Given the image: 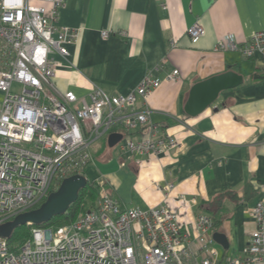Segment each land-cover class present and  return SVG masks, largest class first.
Segmentation results:
<instances>
[{"label":"built area","instance_id":"built-area-1","mask_svg":"<svg viewBox=\"0 0 264 264\" xmlns=\"http://www.w3.org/2000/svg\"><path fill=\"white\" fill-rule=\"evenodd\" d=\"M67 3L0 0V225L37 208L54 191L53 182L88 177L93 144L108 133L123 134L121 155L160 156L186 146L153 122L147 107H137L164 80L179 78V69L164 78L146 73L126 94L93 88L80 96L58 88L55 55L67 59L81 34L79 27L60 23ZM187 33L198 39L206 30L197 22ZM101 34L107 38L110 31ZM216 50L261 54L264 60V29L244 42L226 35ZM99 184L94 206L74 221L55 228L28 224L30 235L16 247L0 236V264H264V195L251 208L256 226L242 255L223 261L210 215L201 213L186 225L167 204L123 208ZM155 184L166 198L175 191L171 181Z\"/></svg>","mask_w":264,"mask_h":264},{"label":"crops","instance_id":"crops-1","mask_svg":"<svg viewBox=\"0 0 264 264\" xmlns=\"http://www.w3.org/2000/svg\"><path fill=\"white\" fill-rule=\"evenodd\" d=\"M197 22L206 35L192 39L187 30ZM60 23L81 29L69 57L55 55L60 90L80 96L93 88L126 94L146 73L164 78L180 71L137 107H147L152 121L183 139L185 148L160 156L121 155L118 167L103 173L91 163L88 179L103 184L123 208L167 204L186 225L208 214L215 223L212 233L228 238V248L219 244L221 259L242 255L256 226L251 208L264 195V79L252 77L264 71V60L261 54L246 57L216 45L226 35L244 42L263 30L264 0H68ZM103 30L110 31L107 38ZM230 69L244 82L223 91L199 115H187L191 87ZM163 180L175 184L168 198L155 184Z\"/></svg>","mask_w":264,"mask_h":264},{"label":"water","instance_id":"water-1","mask_svg":"<svg viewBox=\"0 0 264 264\" xmlns=\"http://www.w3.org/2000/svg\"><path fill=\"white\" fill-rule=\"evenodd\" d=\"M243 82V75L232 69L196 82L191 87L184 104L185 113L189 116L199 115L213 105L223 91L235 88ZM122 138V133L112 132L108 136V145L114 147ZM88 182V177L83 174H74L66 177L40 206L21 213L13 220L1 224L0 236L10 238L15 228L20 225H40L50 221L57 215L66 213L70 205L78 199L80 190ZM213 237L224 248L229 247L228 238L224 232L215 231Z\"/></svg>","mask_w":264,"mask_h":264},{"label":"trees","instance_id":"trees-1","mask_svg":"<svg viewBox=\"0 0 264 264\" xmlns=\"http://www.w3.org/2000/svg\"><path fill=\"white\" fill-rule=\"evenodd\" d=\"M252 77L255 80L264 79V71L263 72L257 71L252 75ZM99 189H100V184L98 181L89 180L88 184L80 190L78 199L70 205L66 213L57 215L53 217L50 221L40 224L38 226L54 227L74 221L78 217L80 212H84L89 208H91L92 206H94L96 198L99 194ZM25 227H28V225H20L15 228V230L12 233V236L8 238V241L11 246L16 247L17 245L22 243L25 239H27V237L30 235V233L22 234V230Z\"/></svg>","mask_w":264,"mask_h":264},{"label":"rangeland","instance_id":"rangeland-1","mask_svg":"<svg viewBox=\"0 0 264 264\" xmlns=\"http://www.w3.org/2000/svg\"><path fill=\"white\" fill-rule=\"evenodd\" d=\"M2 97H3V93L0 92V101H1ZM108 136H109V133L105 137L96 141L93 144V148H92L93 155H94V161L92 163L93 168L96 169L98 172H102V173L107 171V170H110L112 168L116 169L119 165L118 164L119 157L121 156L120 151L118 149L119 148L118 144L115 145L114 147H110L108 145ZM95 156H97V162L96 163H95V161H96ZM88 177L91 178L90 176H88ZM59 186H60V184L58 185L56 182H53L52 183V190H56ZM40 205L41 204H39L38 206H40ZM80 213H82V212H80ZM55 227H57V226H54L53 228H55ZM31 228H32L31 226L25 227L22 230V234L30 233Z\"/></svg>","mask_w":264,"mask_h":264}]
</instances>
